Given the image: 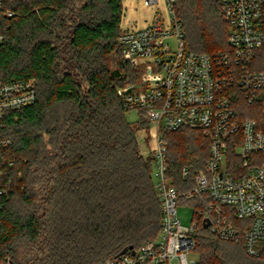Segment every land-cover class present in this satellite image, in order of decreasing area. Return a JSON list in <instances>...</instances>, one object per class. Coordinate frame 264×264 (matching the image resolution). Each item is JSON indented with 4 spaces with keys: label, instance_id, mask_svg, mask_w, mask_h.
<instances>
[{
    "label": "trees",
    "instance_id": "16d2710c",
    "mask_svg": "<svg viewBox=\"0 0 264 264\" xmlns=\"http://www.w3.org/2000/svg\"><path fill=\"white\" fill-rule=\"evenodd\" d=\"M6 8L15 16L0 15V81L35 80L37 101L3 121L13 148L4 154L12 186L0 196V264H104L156 240L162 211L153 157L138 140L149 122L142 112L130 122L131 109L117 93L138 75L119 54L111 68L123 0H7ZM175 10L188 51L229 50L217 0H176ZM253 68L264 72V48L255 52ZM162 135L170 179L190 188L205 169L210 141L187 127ZM230 159L238 162L233 148ZM184 167L192 174L187 181ZM227 211L237 228H248V220ZM193 253L196 264H264V241L251 257L242 236L215 240L199 224Z\"/></svg>",
    "mask_w": 264,
    "mask_h": 264
},
{
    "label": "built area",
    "instance_id": "2783aa9c",
    "mask_svg": "<svg viewBox=\"0 0 264 264\" xmlns=\"http://www.w3.org/2000/svg\"><path fill=\"white\" fill-rule=\"evenodd\" d=\"M217 1L229 26L226 52L199 54L186 49L176 0H164L165 14L155 11L142 28H121L112 57L115 63L118 54L134 69L143 60L151 62L142 82L120 87L117 93L124 107L142 112L149 122L148 147L162 230L156 240L104 264H196L190 255L197 227L206 220L209 227L205 229L213 239L238 242L242 236L247 254L259 253L264 241V72L255 70L253 62L255 52L264 48V0ZM6 3L0 0V15L14 17ZM159 3L144 0L147 8ZM36 101L35 80L0 81V196L7 195L12 186L5 179L4 154L13 148V141L3 134V121ZM186 127L200 130L210 141L209 155L192 186L179 189L169 176L162 132ZM231 148L238 162L230 159ZM191 177V170L184 167L183 181ZM181 201L201 204L194 208L189 227L179 217ZM227 210L238 220H248V228L241 230L231 223Z\"/></svg>",
    "mask_w": 264,
    "mask_h": 264
},
{
    "label": "rangeland",
    "instance_id": "374dc122",
    "mask_svg": "<svg viewBox=\"0 0 264 264\" xmlns=\"http://www.w3.org/2000/svg\"><path fill=\"white\" fill-rule=\"evenodd\" d=\"M123 9H124V14L121 24L122 29L142 28L145 25V21L150 20V18L155 13V11L158 10L163 14H165L166 11L164 0H160L158 7L155 8L145 7L144 0H123ZM149 63L151 62L143 60L142 66H140L137 69L133 68L138 75L137 83L142 82L146 78L145 72H146V67L148 66ZM117 67H118L117 61L115 63V61L112 59L111 68L116 69ZM154 71L156 72L155 67H154ZM128 84H134V83H128ZM127 118L130 122H135L139 118V112L135 109L129 110L127 112ZM146 137H148L147 143L149 144L151 141L149 128L147 133L146 131H141L138 133L139 144L141 147V151L144 155L149 154V147L145 141ZM178 212H179V217L182 220L183 226L189 227L192 223L194 208L187 204H180L178 207ZM190 258L194 259L196 263L198 262V257L194 255V253L190 255Z\"/></svg>",
    "mask_w": 264,
    "mask_h": 264
},
{
    "label": "water",
    "instance_id": "95a60500",
    "mask_svg": "<svg viewBox=\"0 0 264 264\" xmlns=\"http://www.w3.org/2000/svg\"><path fill=\"white\" fill-rule=\"evenodd\" d=\"M208 227H209V221L206 220V223L204 224V228H208ZM132 248H133V247H130V248H126V249H124V250L121 252L120 255L129 254V253L131 252V250H133Z\"/></svg>",
    "mask_w": 264,
    "mask_h": 264
},
{
    "label": "crops",
    "instance_id": "0c3cea01",
    "mask_svg": "<svg viewBox=\"0 0 264 264\" xmlns=\"http://www.w3.org/2000/svg\"><path fill=\"white\" fill-rule=\"evenodd\" d=\"M146 144L149 146V144H150V143H149V144H148V143H146Z\"/></svg>",
    "mask_w": 264,
    "mask_h": 264
}]
</instances>
